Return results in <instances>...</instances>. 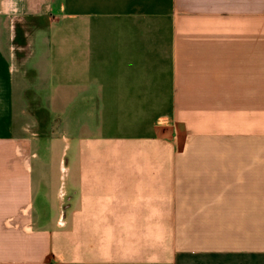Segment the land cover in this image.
<instances>
[{
  "label": "crops",
  "instance_id": "1",
  "mask_svg": "<svg viewBox=\"0 0 264 264\" xmlns=\"http://www.w3.org/2000/svg\"><path fill=\"white\" fill-rule=\"evenodd\" d=\"M0 264H264V0H0Z\"/></svg>",
  "mask_w": 264,
  "mask_h": 264
},
{
  "label": "rangeland",
  "instance_id": "2",
  "mask_svg": "<svg viewBox=\"0 0 264 264\" xmlns=\"http://www.w3.org/2000/svg\"><path fill=\"white\" fill-rule=\"evenodd\" d=\"M24 26H25V24H24ZM36 44H35V52H36V56L31 60V63H30V65H33V64H35V62H37V60L39 61V58L41 57V50H40V48H41V42L40 41H38V39L36 38ZM28 48L27 49H22L20 52H19V59H20V61H21V59H22V61L21 62H24V60H25V58H26V55L28 54ZM31 87V86H30ZM32 89V88H31ZM41 104H43L44 106H47L46 105V103L45 102H42ZM73 134V133H72ZM61 136L62 134H61V131L59 130V132L58 133H56L55 134V136ZM61 182H63V178H62V180H61Z\"/></svg>",
  "mask_w": 264,
  "mask_h": 264
}]
</instances>
